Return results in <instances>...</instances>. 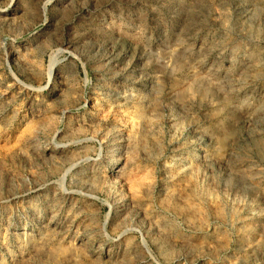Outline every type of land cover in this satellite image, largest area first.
<instances>
[{
	"label": "rangeland",
	"instance_id": "374dc122",
	"mask_svg": "<svg viewBox=\"0 0 264 264\" xmlns=\"http://www.w3.org/2000/svg\"><path fill=\"white\" fill-rule=\"evenodd\" d=\"M0 264H264V0H0Z\"/></svg>",
	"mask_w": 264,
	"mask_h": 264
},
{
	"label": "bare ground",
	"instance_id": "6f19581e",
	"mask_svg": "<svg viewBox=\"0 0 264 264\" xmlns=\"http://www.w3.org/2000/svg\"><path fill=\"white\" fill-rule=\"evenodd\" d=\"M53 59H54V58H53ZM53 66H54V64H51L50 67H49V73H48L49 78H50V76H51ZM49 78H48V79H49Z\"/></svg>",
	"mask_w": 264,
	"mask_h": 264
}]
</instances>
